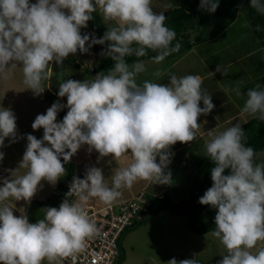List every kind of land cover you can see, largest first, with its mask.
I'll use <instances>...</instances> for the list:
<instances>
[{
	"label": "clouds",
	"instance_id": "1",
	"mask_svg": "<svg viewBox=\"0 0 264 264\" xmlns=\"http://www.w3.org/2000/svg\"><path fill=\"white\" fill-rule=\"evenodd\" d=\"M249 6L264 15V0H249ZM217 7L218 0H200V10L214 13ZM97 10L107 31L101 38L82 35L81 29ZM166 19L164 12L153 10L151 0H0V73L22 66L24 83L34 97L45 91L42 82L50 62L61 65L69 55L88 53L92 46L106 42L100 55L114 61L107 73L99 72L93 80L59 82L57 95L67 98L66 105L54 102L45 114L35 117L31 127L42 128L43 136L26 135L18 166L27 171L16 175L15 170H6L10 175L0 180V264H43L45 260L52 264L68 257L98 231L84 212L89 198L111 203L121 196L119 189L131 187L137 179L171 184V172L166 170L171 146L192 142L198 118L215 105L211 95L201 91L198 75L173 74L167 83L137 84L136 76L145 71L143 59L129 65L126 57H144L152 50L157 53L153 62L160 63L181 46H173L176 32L165 25ZM216 72L228 74L221 65ZM234 90L241 94L239 88ZM246 96L242 111L258 114L264 121V88L257 84ZM65 107L66 115L57 122ZM16 120L11 107L0 105V149L6 138L9 145L23 138L18 137ZM208 134L211 139L204 148L215 166L212 186L198 203L216 209L211 235L225 249L217 264H264V247L251 251L264 241V164L255 163L256 152L244 143L240 124ZM82 145H88L90 153L95 150L99 158L119 159L130 151L132 161L113 170L110 185L101 168H88L83 179L73 178L59 207L42 208L44 217L35 223L27 214L14 215L7 201L30 203L43 188L42 181L54 187L66 175L64 165ZM4 157L0 151V161ZM73 193L79 201L70 200ZM196 256L172 258L166 264H199Z\"/></svg>",
	"mask_w": 264,
	"mask_h": 264
},
{
	"label": "rangeland",
	"instance_id": "2",
	"mask_svg": "<svg viewBox=\"0 0 264 264\" xmlns=\"http://www.w3.org/2000/svg\"><path fill=\"white\" fill-rule=\"evenodd\" d=\"M176 2L177 0H151V6L155 12L159 13L168 9L165 5H173ZM238 19L240 20L239 22L237 21ZM236 21H233L228 26L229 29L221 34L223 36H219L214 40L195 43L196 40L191 38L195 50L186 59H191L195 55L197 59H201L199 66L203 68L206 58L209 57L205 56L208 51L213 52L212 50L221 49L223 52L227 46L231 45V51L235 53L237 47H235L236 42L243 40L242 38L248 34V30L242 22H250L245 7L239 9ZM89 24L91 29L88 34H93L96 38H101L105 31H107L108 26L102 20L99 10L93 13V19L89 21ZM214 25L215 21H211L205 27L201 28L203 34L207 35ZM90 51L94 52L92 48ZM262 53L256 55L257 60L254 63L255 71L261 70L259 59H261ZM75 56L76 54L69 55L61 65H57L55 61L51 62V65L47 69V79L42 82V87L45 88V91L38 97H34L33 93L24 83L22 66L19 64L15 68H8L0 73V105L3 107H11L17 117L18 137H23L22 139H18L16 143L10 145L9 140L7 138L5 139V147L0 149V151L5 153L3 161H0V180L10 175L9 171L6 170H15L16 175H23L27 171V169L18 166L26 148V135L32 134L37 139L42 138L43 129L33 130L31 125L38 114H45L46 110L54 103V94L59 87V82L63 81L65 76L69 75H74L76 80L79 81L89 80V77H91L85 69H80L77 73L74 72L73 57ZM248 60L243 59L241 63L246 66ZM96 61L97 54L94 53L90 57L87 67L92 68ZM142 61L145 65V71L136 76L137 84H142L145 80L158 82V76L153 73L154 66L163 67L169 64L167 57L160 63L153 62L152 58ZM187 65L190 66L189 64ZM165 75L166 73L164 77ZM202 146L204 145L193 146V151L197 155L196 159L193 158V167L190 166L180 170L176 166H172L175 169L172 167L166 169L167 171L174 170L171 171L172 183H182L192 175V171L195 170L196 160L200 159L199 156L202 151L200 148ZM255 163L264 164V152L256 153ZM64 166L66 168V175L54 187L46 181H42L43 188L36 193L30 203L16 201L12 198L7 203L13 208L14 212L27 214L31 223L43 219L44 212L41 209L45 207L58 208L66 198V193L69 192L72 180L68 177L67 166ZM176 184L177 187H174L172 184V191L176 195L177 193H183V188L178 183ZM72 197L73 195L69 198ZM114 209L116 212L118 211L117 206H114ZM186 220V216H175L166 211H161L136 229L126 232L122 236V243L120 245L121 257L119 264H166L172 258H176L177 260L189 258L186 253L187 251H190L192 254H197L196 259L199 261V264H217L222 259L221 255L225 253L224 247L219 245V240L214 238L211 232L201 235L194 233L188 227ZM263 244L264 241H258L256 247L251 251L255 253ZM59 261V258H57L52 264H56Z\"/></svg>",
	"mask_w": 264,
	"mask_h": 264
},
{
	"label": "crops",
	"instance_id": "3",
	"mask_svg": "<svg viewBox=\"0 0 264 264\" xmlns=\"http://www.w3.org/2000/svg\"><path fill=\"white\" fill-rule=\"evenodd\" d=\"M35 2L36 0H30V3ZM236 19L234 21H236ZM237 21L239 22L240 20L238 19ZM242 22L245 28L248 30V34L242 38L243 40H238V42H236L235 47H237L235 53H232L231 45L227 46V48L223 52L221 51V49L212 50L213 52L208 51L205 56L209 57L206 58L205 65L203 68H201L199 66V62H201V59H197L195 55H193L191 59H186L187 56L191 55L195 50V47L192 46L190 50L184 52L178 58L171 59L167 56L169 64H166L163 67L154 66L153 73H160V75L158 76V82L155 83H167L169 76L173 74L177 77H182L189 74L200 76L202 80L201 91L208 95H211L212 103L215 105L214 109L209 114L201 115L198 118L199 127L194 130L195 139L192 142L187 144L177 142L175 145L171 146L170 151L173 153V155L170 157L171 162L168 165V168L176 166L178 169L183 170L184 168L190 166L193 167V158H197V155L193 151V146L204 145L206 141L210 140L211 137L208 134L209 131H213L215 134H218L219 132H222L235 124L241 125L255 116L243 112L242 109L247 99L246 92L249 89L255 88L257 84L260 85L261 76L264 69V52L257 38L253 34L250 22ZM90 27L91 26L88 22L87 27L81 29V34H88L91 29ZM227 29H229V27H226L218 35L208 40H214L219 36H223L221 34ZM89 35L91 36L93 34ZM204 41L201 42L203 43ZM261 52H263L261 55V59H259L261 70L259 69L255 71L254 63L257 60L256 55ZM94 53L95 52L89 50L88 53L81 54L78 51L76 53V56L73 57L75 67L74 72L77 73L80 69H85L89 74L91 69L87 67V63H89L90 57H92ZM243 59H249L246 66L241 63ZM187 64H189L190 66H188ZM218 65H221L222 68L227 69L228 74L226 76L221 72H216V68ZM165 73L166 75L164 77ZM212 73H214V75ZM90 76L91 77L88 76L89 79L95 78V74ZM236 88H239L241 93L240 95H237L236 91L234 90ZM224 89H231L232 91L226 94ZM62 103L66 105L67 100H62ZM200 106L203 107L202 101L200 102ZM65 109L67 113L68 109L66 107ZM200 150L202 151L199 158H201L206 153L204 146H202ZM71 159L74 163V171L71 177L72 181L74 177L83 179L88 168L98 167L103 170V174L106 177L109 185L111 184V181L108 178L111 176L113 170L127 167L132 161L130 151L124 154L119 159H114L112 157L99 158V154L95 150H93L91 153L88 151V145H82L78 149V151L71 157ZM199 160L196 161L198 162ZM172 168L175 169L174 167ZM193 172L194 170L192 171V173ZM181 173H183V171H181ZM189 178L185 179L182 183H172L171 181V184L168 185L155 184L154 180L137 179L131 187H124L119 189V191L121 192V196L111 203H117L118 201L136 196L141 192L145 193V196L152 199L162 196L166 191L170 192V196L174 201H178L186 197L189 186ZM176 183H178L179 186L183 188V193H177L176 195V193L172 191V184L174 187H177ZM72 198L79 199L78 195H76L75 193L73 194ZM93 198L99 206L106 204L97 197ZM14 215L20 216L21 214L14 212ZM219 245L221 246V244ZM186 253L189 258H192V253L190 251H187ZM44 262L45 264H49L47 260H45ZM56 264L64 263H61L59 261Z\"/></svg>",
	"mask_w": 264,
	"mask_h": 264
},
{
	"label": "trees",
	"instance_id": "4",
	"mask_svg": "<svg viewBox=\"0 0 264 264\" xmlns=\"http://www.w3.org/2000/svg\"><path fill=\"white\" fill-rule=\"evenodd\" d=\"M199 4L200 0H177L175 5L163 11L167 17L165 25L176 32V39L172 42L173 46L177 43L181 45L178 51H174L168 55L169 58H178L184 52L190 50L194 44L191 38L195 39L196 43L212 39L218 35L236 19L241 7L246 8L253 34L256 36L264 52V15L259 14L251 8L249 6V0H218V7L214 13L207 10H200ZM211 21H215L212 30L209 31L207 35L203 34L201 28L205 27ZM107 46L108 42L104 45L97 44L91 47L97 54V61L92 68L88 67L91 69L89 75H96L99 72L107 73V71L113 67L114 61L111 58L100 55ZM155 55H157L156 52L147 50V55L144 57L137 58L133 55L125 59L128 64H132L137 60L152 58ZM67 79L76 80L74 75L65 76L64 80ZM93 79L94 78H91L89 81ZM260 85L264 88V69ZM58 90L59 87L55 91L54 102L59 101L62 103V100H67V98L58 97ZM65 115L66 109L64 108L57 114V122L62 121ZM241 127L245 131L246 140L244 143L246 146L253 147L256 153L264 152V121L258 118V114L249 121L241 124ZM65 165L67 166L68 177L71 180L74 171L72 159ZM214 166L215 165L205 153L196 163L195 170L189 178L186 197L183 199L174 201L169 191L164 192V194L159 197L152 199L149 197L150 205L148 206L147 214L136 218V220L133 221L131 225L127 226L121 233L118 240L119 253L117 256V264H119L121 257L120 245L122 236L126 232L136 229L161 211H166L175 216H186L188 227L196 234L201 235L213 231L216 209L208 205H201L198 203V200L204 192L212 186L211 168ZM229 171L230 170H225L224 174H229ZM260 247H264V244Z\"/></svg>",
	"mask_w": 264,
	"mask_h": 264
},
{
	"label": "built area",
	"instance_id": "5",
	"mask_svg": "<svg viewBox=\"0 0 264 264\" xmlns=\"http://www.w3.org/2000/svg\"><path fill=\"white\" fill-rule=\"evenodd\" d=\"M73 201H79L72 198ZM150 199L140 193L137 196L118 201L97 205L94 198L84 203V212L95 224L97 232L87 238L84 247L68 257L59 258L64 264H117L119 253L118 240L124 229L131 225L139 216L148 212ZM114 206L118 207L116 212Z\"/></svg>",
	"mask_w": 264,
	"mask_h": 264
}]
</instances>
